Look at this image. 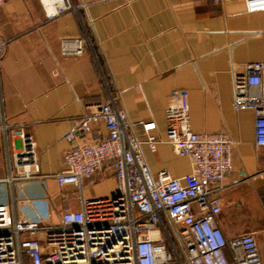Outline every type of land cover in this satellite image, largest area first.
I'll use <instances>...</instances> for the list:
<instances>
[{"label": "crops", "instance_id": "1", "mask_svg": "<svg viewBox=\"0 0 264 264\" xmlns=\"http://www.w3.org/2000/svg\"><path fill=\"white\" fill-rule=\"evenodd\" d=\"M72 1L86 6L52 20L44 0H4L0 6V39L7 41L0 60L1 113L10 126L7 141L0 132V178L6 148L11 163L21 148L15 129L34 141L40 172L54 175L64 168L65 134L86 106L92 111L111 98L132 121H155L152 133L161 142L154 151L142 144L152 173L182 177L191 172V161L166 142L165 112L173 91L183 90L192 130L225 132L235 141L233 171L220 183L217 223L226 237L253 233L264 263V146L255 143V113L232 106L233 73L264 61V11L246 12L244 0ZM65 38L81 39L82 53L63 56ZM135 131L142 133L139 124ZM107 134L102 120L91 121L82 138L91 142ZM48 189L55 209H79L77 187H59L50 178ZM117 192L112 167L83 181L84 198Z\"/></svg>", "mask_w": 264, "mask_h": 264}, {"label": "built area", "instance_id": "2", "mask_svg": "<svg viewBox=\"0 0 264 264\" xmlns=\"http://www.w3.org/2000/svg\"><path fill=\"white\" fill-rule=\"evenodd\" d=\"M120 1L123 5L133 0ZM4 0H0L2 6ZM48 20L86 6L72 0H44ZM246 12L264 11V0H244ZM6 40L0 39V60ZM83 41L65 38L63 56L80 55ZM264 61L246 65L232 76L234 110L255 113V143L264 146ZM65 134L69 147L64 168L43 175L35 143L22 128L14 134L21 148L0 178V264H264L253 233L226 237L217 223L220 183L233 171L235 141L225 132L191 129L187 93L176 89L168 105L166 142L191 161V172L176 177L166 170L152 173L143 150L161 140L155 121L134 122L113 98L93 105ZM102 120L108 134L91 142L82 135L91 121ZM141 126V134L135 131ZM10 126L1 113L0 132L7 141ZM112 167L118 192L84 198L83 181ZM79 189L80 207L55 213L48 181ZM64 200H67L64 197ZM168 220L170 227L166 225ZM172 230L185 257L181 258Z\"/></svg>", "mask_w": 264, "mask_h": 264}, {"label": "rangeland", "instance_id": "3", "mask_svg": "<svg viewBox=\"0 0 264 264\" xmlns=\"http://www.w3.org/2000/svg\"><path fill=\"white\" fill-rule=\"evenodd\" d=\"M53 208H54V207H53ZM54 211H55V213L60 212L59 210H57V209H55V208H54ZM170 231H171L172 239H173L174 243H175V244L177 245V247H178V250H179L180 256H181L182 259H184L185 255H184L182 249H181L180 246H179V243H178V241H177V238H176L174 232H173L172 230H170Z\"/></svg>", "mask_w": 264, "mask_h": 264}]
</instances>
